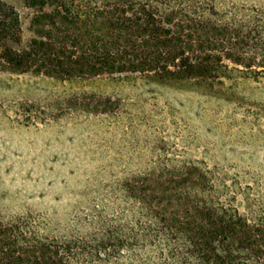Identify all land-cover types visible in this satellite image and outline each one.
Returning a JSON list of instances; mask_svg holds the SVG:
<instances>
[{"label": "rangeland", "instance_id": "obj_1", "mask_svg": "<svg viewBox=\"0 0 264 264\" xmlns=\"http://www.w3.org/2000/svg\"><path fill=\"white\" fill-rule=\"evenodd\" d=\"M5 1L26 43L50 31L56 10L83 14L116 0ZM199 1L264 9V0ZM226 63L209 82L0 68V221L21 219L53 239L127 232L145 224L139 201L156 198L170 209L185 169L206 174L241 212L264 208V75Z\"/></svg>", "mask_w": 264, "mask_h": 264}, {"label": "trees", "instance_id": "obj_2", "mask_svg": "<svg viewBox=\"0 0 264 264\" xmlns=\"http://www.w3.org/2000/svg\"><path fill=\"white\" fill-rule=\"evenodd\" d=\"M48 17L50 31L23 43L17 11L0 0V68L60 79L139 73L209 82L225 73L229 61L264 75L261 7L116 0L83 14L65 8ZM80 23L92 24L94 32L82 31ZM205 176L181 171L170 209L156 198L141 200L144 225L106 230L101 238L53 239L21 219L0 221V264H264V208L249 204L241 212ZM141 251L153 258H142Z\"/></svg>", "mask_w": 264, "mask_h": 264}]
</instances>
